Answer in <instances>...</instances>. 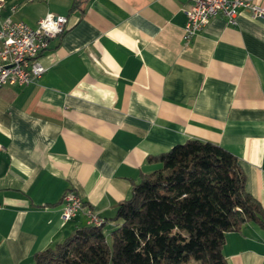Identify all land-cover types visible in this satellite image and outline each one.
Instances as JSON below:
<instances>
[{
  "label": "crops",
  "instance_id": "1",
  "mask_svg": "<svg viewBox=\"0 0 264 264\" xmlns=\"http://www.w3.org/2000/svg\"><path fill=\"white\" fill-rule=\"evenodd\" d=\"M36 1L15 20L67 21L40 54L43 74L0 88V264H33L87 224L84 210L61 220L70 190L108 234L156 156L189 138L234 154L264 210V18L216 15L185 42L188 0ZM5 2L0 22L21 10ZM222 251L227 264H264V228L243 223Z\"/></svg>",
  "mask_w": 264,
  "mask_h": 264
},
{
  "label": "trees",
  "instance_id": "2",
  "mask_svg": "<svg viewBox=\"0 0 264 264\" xmlns=\"http://www.w3.org/2000/svg\"><path fill=\"white\" fill-rule=\"evenodd\" d=\"M156 159L160 166L117 203L108 234L106 219L87 223L35 252L33 264H227V232L248 221L264 228V210L224 147L189 138Z\"/></svg>",
  "mask_w": 264,
  "mask_h": 264
},
{
  "label": "built area",
  "instance_id": "3",
  "mask_svg": "<svg viewBox=\"0 0 264 264\" xmlns=\"http://www.w3.org/2000/svg\"><path fill=\"white\" fill-rule=\"evenodd\" d=\"M4 0H0V8ZM241 8L250 10L255 18H264V6L253 0H188L186 21L182 38L191 40L204 28L209 19L216 15L227 17L234 22ZM64 15L47 13L35 26L24 20L5 17L0 22V88L4 85H28L39 78L45 71L40 61L41 52L48 46L49 40L60 34L66 24ZM60 218L63 222L71 220L84 210L87 223H102L93 210L85 207L81 197L74 191H67L62 198Z\"/></svg>",
  "mask_w": 264,
  "mask_h": 264
},
{
  "label": "rangeland",
  "instance_id": "4",
  "mask_svg": "<svg viewBox=\"0 0 264 264\" xmlns=\"http://www.w3.org/2000/svg\"><path fill=\"white\" fill-rule=\"evenodd\" d=\"M38 1H40V0H37L36 2H38ZM24 2H25V0H14L13 4L15 6H17L18 9L20 7L21 10L19 9L20 11L16 15H12L11 16L12 18H14V19H22V18H19L20 17V13H26V12H29L30 10H32L31 5L22 6ZM4 3H6L5 0H4ZM6 8H8V4L6 5Z\"/></svg>",
  "mask_w": 264,
  "mask_h": 264
},
{
  "label": "bare ground",
  "instance_id": "5",
  "mask_svg": "<svg viewBox=\"0 0 264 264\" xmlns=\"http://www.w3.org/2000/svg\"><path fill=\"white\" fill-rule=\"evenodd\" d=\"M91 224H94V225H99L100 223H91Z\"/></svg>",
  "mask_w": 264,
  "mask_h": 264
}]
</instances>
